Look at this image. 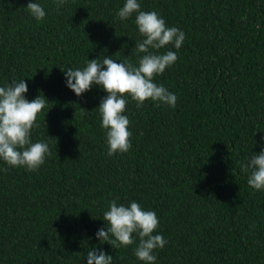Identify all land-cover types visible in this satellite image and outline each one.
<instances>
[{"label":"trees","instance_id":"1","mask_svg":"<svg viewBox=\"0 0 264 264\" xmlns=\"http://www.w3.org/2000/svg\"><path fill=\"white\" fill-rule=\"evenodd\" d=\"M27 2L0 0V85L24 77L28 99H48L31 135L51 155L35 171L0 161V264H84L93 245L112 264H143L135 241L94 235L113 198L155 210L167 239L155 264H264V191L239 168L264 145V0H140L185 33L177 61L154 76L177 102L129 98L132 147L112 156L96 109L106 93L75 95L61 68L104 55L135 63L134 16L115 17L124 0H42L37 21Z\"/></svg>","mask_w":264,"mask_h":264},{"label":"clouds","instance_id":"2","mask_svg":"<svg viewBox=\"0 0 264 264\" xmlns=\"http://www.w3.org/2000/svg\"><path fill=\"white\" fill-rule=\"evenodd\" d=\"M64 3L65 0H55L57 8ZM25 6L37 21L46 16L42 0H28ZM133 16L141 36L135 41L134 48L142 53L135 63L127 56L117 60L104 55L102 58H88L81 67L59 66L63 70L64 85L75 95L80 96L93 86L106 93L96 109L108 156L128 152L132 147L130 137L133 134L125 111L129 98L136 102L138 108L146 99L169 107H175L177 102L176 93L163 83L155 82L154 76L177 61V52L185 40L184 31L167 25L165 18L156 10H142L140 0H124L115 12V17L122 22ZM166 45L171 47L166 48ZM162 48L165 49L163 52L158 51ZM27 92L28 84L24 77L11 78L0 85V161L11 167L35 171L51 155L48 141L33 140L31 135L32 129L38 126L37 115L46 108L48 99L41 93L28 99ZM239 168L247 174L250 187L264 191V145L240 161ZM102 218L104 225L94 233L101 244L108 242L113 247H124L135 241L133 254L136 259L143 264H155V250L163 249L167 244L166 237L155 231L159 224L155 210L143 207L136 200L125 204L113 198L108 201ZM112 261L113 255L96 245L88 248L84 257V264H112Z\"/></svg>","mask_w":264,"mask_h":264}]
</instances>
